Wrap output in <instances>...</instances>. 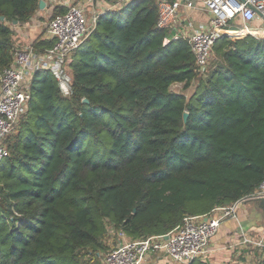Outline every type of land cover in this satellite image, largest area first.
<instances>
[{
	"label": "trees",
	"instance_id": "1",
	"mask_svg": "<svg viewBox=\"0 0 264 264\" xmlns=\"http://www.w3.org/2000/svg\"><path fill=\"white\" fill-rule=\"evenodd\" d=\"M39 10L40 0H0V77L15 27ZM123 11L103 14L74 53L71 95L48 70L33 78L0 162V264H86L110 227L165 235L264 182V38L222 36L202 78L187 40L164 43L155 2ZM176 83L198 84L189 98Z\"/></svg>",
	"mask_w": 264,
	"mask_h": 264
},
{
	"label": "built area",
	"instance_id": "2",
	"mask_svg": "<svg viewBox=\"0 0 264 264\" xmlns=\"http://www.w3.org/2000/svg\"><path fill=\"white\" fill-rule=\"evenodd\" d=\"M42 1L52 13L56 7L65 10L51 16L47 25L45 39L53 40V45L44 50L38 49L34 42L23 47L15 45L13 62L0 77V162L9 156L8 139L18 131L28 111L35 74L40 70L52 72L63 94L71 95L73 55L96 29L100 17L109 10L123 11L141 0H73L72 4L60 0ZM151 1L158 7V28L167 32L164 43L187 40L196 58L197 74L202 78H207L212 69L214 49L222 36L264 38V0ZM189 11L206 12L208 20L205 25L196 27ZM257 19L263 21L259 28L252 26ZM239 31L247 33L239 36ZM262 197L264 182L253 194L231 204L217 206L205 215L184 217L181 224L165 235L131 239L120 231L116 246L104 255L102 264H144L151 254L167 258L173 264L204 261L221 224L235 217L241 205ZM240 244L244 249L253 247L259 251L257 259H261L264 231L256 235L243 232Z\"/></svg>",
	"mask_w": 264,
	"mask_h": 264
},
{
	"label": "crops",
	"instance_id": "3",
	"mask_svg": "<svg viewBox=\"0 0 264 264\" xmlns=\"http://www.w3.org/2000/svg\"><path fill=\"white\" fill-rule=\"evenodd\" d=\"M46 11H50V9L47 8V5H45L43 9L40 8L39 10L40 13ZM188 14L192 16V20L194 21L196 27L205 25L208 20V14L206 12L189 11ZM262 25L263 21L258 19L252 23V26L255 28H259ZM38 29H40V27L32 23V21L23 25H17V27H15V37H24L27 42H20L19 39L15 41V45L23 47L26 44L33 43L39 37H43V39H45L46 30L41 31ZM182 84L183 83H176L174 85L180 86ZM194 86L197 87V85L193 84L187 90L183 92L178 91V93H183L188 97L187 92H190L189 90ZM193 92L195 91H192V93ZM262 220L264 221V211L259 209L255 201L241 205L235 217L227 219L221 224L217 235L213 238L210 244V253L202 262L206 264H253V262L257 260L259 251L254 250L253 247L246 249L242 247L240 244L242 233L246 232L252 235L262 233L264 231V222ZM144 264L173 263L167 260V258H160L156 254H151L147 257Z\"/></svg>",
	"mask_w": 264,
	"mask_h": 264
},
{
	"label": "rangeland",
	"instance_id": "4",
	"mask_svg": "<svg viewBox=\"0 0 264 264\" xmlns=\"http://www.w3.org/2000/svg\"><path fill=\"white\" fill-rule=\"evenodd\" d=\"M61 2L67 1V3L72 4L73 0H60ZM124 12V11H123ZM52 16V10L50 11H46V12H39L37 11L33 18H32V23H34L35 25H38L40 27L41 31H45L47 28V25L49 23V20ZM35 29V28H34ZM242 34V33H241ZM16 35V33H15ZM20 42H27V40L24 37H20L17 38L16 40H19ZM216 58V54H213V59ZM198 83H195V85H197ZM184 85H173L172 86V90L173 91H179V92H183ZM195 87V86H194ZM190 89V92H187L188 97L191 95L192 91H195L197 87ZM194 93V92H193ZM192 93V94H193ZM192 96V95H191ZM190 96V97H191ZM261 217V216H260ZM262 218V217H261ZM263 221V220H262ZM264 222V221H263ZM118 236H119V232L116 231L115 229H113L112 227L109 228V233L105 236L104 238V242H105V248L106 249H102L100 251V253L96 254V252L92 253V252H88L87 250L82 252V260L86 263V264H102V259L104 257V255L107 253V251L113 247L116 246L117 242H118ZM264 255L262 254L261 257H263ZM260 261V259H257L253 262V264H258Z\"/></svg>",
	"mask_w": 264,
	"mask_h": 264
},
{
	"label": "water",
	"instance_id": "5",
	"mask_svg": "<svg viewBox=\"0 0 264 264\" xmlns=\"http://www.w3.org/2000/svg\"><path fill=\"white\" fill-rule=\"evenodd\" d=\"M44 6H45V2L41 0V1H40V8L43 9ZM257 13H258L259 16H262L260 12H257ZM4 19H5V18L2 17V20H4ZM15 24H16V22H15ZM188 115H189V114L186 112L185 115H184V119H185V121L187 120ZM255 203L258 205L259 209H262V210L264 211V197H262V198L256 200ZM166 238H168V237H166Z\"/></svg>",
	"mask_w": 264,
	"mask_h": 264
},
{
	"label": "bare ground",
	"instance_id": "6",
	"mask_svg": "<svg viewBox=\"0 0 264 264\" xmlns=\"http://www.w3.org/2000/svg\"><path fill=\"white\" fill-rule=\"evenodd\" d=\"M243 31H239V32H237V34H239V33H242ZM245 32H247V31H245Z\"/></svg>",
	"mask_w": 264,
	"mask_h": 264
}]
</instances>
